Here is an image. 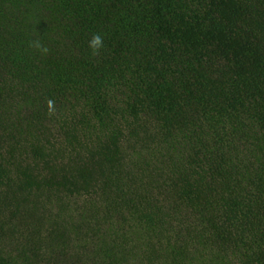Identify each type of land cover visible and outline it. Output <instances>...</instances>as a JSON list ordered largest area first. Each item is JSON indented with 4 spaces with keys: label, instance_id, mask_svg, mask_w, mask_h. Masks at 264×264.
<instances>
[{
    "label": "trees",
    "instance_id": "16d2710c",
    "mask_svg": "<svg viewBox=\"0 0 264 264\" xmlns=\"http://www.w3.org/2000/svg\"><path fill=\"white\" fill-rule=\"evenodd\" d=\"M0 264H264V0H0Z\"/></svg>",
    "mask_w": 264,
    "mask_h": 264
},
{
    "label": "clouds",
    "instance_id": "9594fccd",
    "mask_svg": "<svg viewBox=\"0 0 264 264\" xmlns=\"http://www.w3.org/2000/svg\"><path fill=\"white\" fill-rule=\"evenodd\" d=\"M99 37H93L92 41L90 42L92 46H96L99 44Z\"/></svg>",
    "mask_w": 264,
    "mask_h": 264
}]
</instances>
